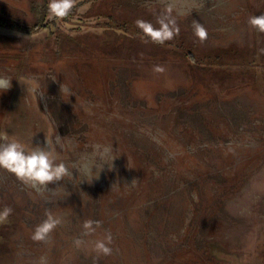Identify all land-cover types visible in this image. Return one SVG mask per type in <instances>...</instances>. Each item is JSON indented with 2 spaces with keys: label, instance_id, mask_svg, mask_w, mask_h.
I'll list each match as a JSON object with an SVG mask.
<instances>
[{
  "label": "rangeland",
  "instance_id": "374dc122",
  "mask_svg": "<svg viewBox=\"0 0 264 264\" xmlns=\"http://www.w3.org/2000/svg\"><path fill=\"white\" fill-rule=\"evenodd\" d=\"M48 3L0 0V133L50 141L72 175L36 189L0 168V264H264V80L192 74L136 24L167 15L197 52L256 47L264 0H73L50 24Z\"/></svg>",
  "mask_w": 264,
  "mask_h": 264
},
{
  "label": "clouds",
  "instance_id": "9594fccd",
  "mask_svg": "<svg viewBox=\"0 0 264 264\" xmlns=\"http://www.w3.org/2000/svg\"><path fill=\"white\" fill-rule=\"evenodd\" d=\"M47 7L51 17H64L71 11L73 0H49ZM168 11H171L170 7ZM157 23L159 25L158 27L143 19L136 21L138 28L155 44L163 45L179 35V27L176 25L175 20L169 16L165 15L160 17ZM248 24L251 28L264 33V14L250 16L248 18ZM193 28L195 36L201 42L207 39L208 33L203 25L196 22ZM155 71L163 72L164 69L158 66L155 68ZM11 81V77L0 74V92H5L11 88ZM61 94L72 95L71 90L63 84L61 85ZM57 140H59V137H57ZM47 146V149L36 147L32 150H27L18 140H9L7 132L0 133V168L11 172L20 181L32 188L47 189L50 184L72 175L69 167L64 162L58 163L56 161V157L51 149V142L48 140ZM112 151V146L105 147L101 155L102 157L108 156ZM11 211L10 208H5L0 213V221L7 219ZM60 223V219L48 215L47 219L35 227L32 239L34 241H45ZM97 226H99L97 221H84V234L89 235L93 233ZM82 243L83 241L81 239L75 241L77 247L81 246ZM111 243L112 236L108 234L104 240H97L95 242L94 249L98 254L109 256L112 254ZM41 264H45L43 259Z\"/></svg>",
  "mask_w": 264,
  "mask_h": 264
},
{
  "label": "trees",
  "instance_id": "16d2710c",
  "mask_svg": "<svg viewBox=\"0 0 264 264\" xmlns=\"http://www.w3.org/2000/svg\"><path fill=\"white\" fill-rule=\"evenodd\" d=\"M70 14L69 12L67 16L57 18H71ZM55 20V18L52 19L49 24L55 22ZM49 24L43 26L45 31L51 29ZM0 25L7 26L4 18L0 19ZM20 28L24 31V26H20ZM255 31L256 47L239 48L233 45L225 49L219 48L197 52L195 46L188 43L181 33L165 44L157 45L167 48L169 55L180 59L186 70L192 74L200 71L208 76L210 75L212 79L220 78L222 82L250 80L254 88L257 89L259 88L258 80H264V33ZM143 37L146 41L152 43L144 33Z\"/></svg>",
  "mask_w": 264,
  "mask_h": 264
}]
</instances>
